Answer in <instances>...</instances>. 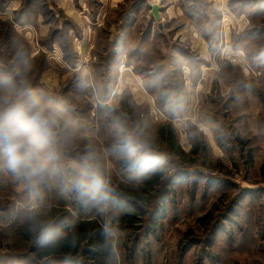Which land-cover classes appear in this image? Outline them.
<instances>
[{"label":"rangeland","instance_id":"rangeland-1","mask_svg":"<svg viewBox=\"0 0 264 264\" xmlns=\"http://www.w3.org/2000/svg\"><path fill=\"white\" fill-rule=\"evenodd\" d=\"M30 1L22 0L8 13L11 0L0 1L5 7L0 9V71L30 66L34 86L66 108L84 134L83 144L98 149L116 187L135 189L155 174L132 179L105 150L114 127L150 136L168 159L152 206L125 195L117 221L129 211L133 226L116 222L115 247L107 238L111 254L99 259L107 264H264V0H75V13L54 0ZM154 5L161 20L152 15ZM81 9L93 31L87 56L76 47L83 36ZM189 25L208 44L210 56L193 50L182 36V27ZM227 52L236 54L233 61ZM131 53L134 61L128 65ZM174 76L186 102L176 116L171 105L162 109L165 94L176 92ZM166 125L174 127L184 158L159 142ZM80 156L76 149L70 159L79 162ZM31 204L47 213L53 207L69 209L67 225L104 222L62 185L35 191L0 167V264H17V254L28 255L34 264H64L38 260L42 248L24 221ZM88 251L83 247L70 262L101 264Z\"/></svg>","mask_w":264,"mask_h":264},{"label":"clouds","instance_id":"clouds-1","mask_svg":"<svg viewBox=\"0 0 264 264\" xmlns=\"http://www.w3.org/2000/svg\"><path fill=\"white\" fill-rule=\"evenodd\" d=\"M29 72L28 65L0 71V167L35 191L62 185L64 192L104 218L103 231L115 247L116 222L126 200L98 149L91 142L83 144L84 134L66 108L45 98ZM76 149L81 152L79 162L70 159ZM105 150L132 179L168 169V159L153 138L136 129L114 127ZM24 221L43 249L78 243L77 233L65 231V220L52 218L38 204L25 207Z\"/></svg>","mask_w":264,"mask_h":264},{"label":"trees","instance_id":"trees-1","mask_svg":"<svg viewBox=\"0 0 264 264\" xmlns=\"http://www.w3.org/2000/svg\"><path fill=\"white\" fill-rule=\"evenodd\" d=\"M36 1L37 0H31L30 2H33L32 4H34V3L36 4ZM5 2H7V0H3V3H5ZM4 8L5 7L3 4L0 9L3 10ZM261 10L262 9L258 8L259 12H261ZM21 17H18L17 21H21L23 19L25 20V18H21ZM150 35H151V32H150ZM150 35H148L147 38H149ZM250 41L252 42L253 40L251 39ZM69 42L72 43L71 40H69ZM136 50H138V49H136ZM65 51H66V54L68 55V50H66V48H65ZM71 53L74 54V57L76 56L74 46L72 47ZM263 54H264V51H263ZM259 55H261V53ZM161 57L163 58V56H161ZM75 59H76V61L78 60V58H74V60ZM130 61H132L131 64L134 61V54L133 53L129 54L128 61H127L128 65L130 64ZM197 63L200 64L203 62L197 61ZM198 68H199V65H198ZM170 71H171V69L169 70V72ZM139 73H140V70H139ZM144 74H145V72H144ZM158 74H159V71H158V73L154 79L157 78ZM142 76L146 78V76H144L143 74H142ZM173 81H174V90L176 92L172 91V94H170V96H169V94H165V96L163 98V102L165 104L164 105L162 104V106H163L162 109L166 110L167 105L169 104V105H171V108H172L170 113L172 115L176 116L182 110H184L183 108H185L186 102H185L184 96H181L179 94L180 88L182 87L180 85V81H178V79L175 78V76L173 77ZM154 83L155 84H154V86H152V88L154 91L157 92L158 85H157L156 81H154ZM109 92H110V90H109ZM176 96H178V97H176ZM123 106H124L123 107L124 110L128 114H130V115L133 114L131 105L129 103L124 102ZM175 137L176 136H175V132H174V127L172 125H166V127H162L159 131V142L161 144H163L165 146V148L171 149V151L174 154H178L179 157L184 158L186 156V153L181 150V148L178 145V142H177ZM202 140H203L202 136H199V135L196 136V141L194 144L197 148H199L200 144L202 143ZM205 144L206 143L204 141V145ZM192 153L196 154V149L193 150ZM163 176H164L163 173H157L150 178L143 179L144 181L142 180V182H143L142 185L138 188H135V189L127 188L124 185L118 186L117 189L119 192L122 193V195L126 201L128 200L127 197H129V198L133 197L132 199L137 200V202L139 201V202L145 204L146 206H152V203L154 202L153 192L155 191L156 187L160 186ZM125 205H126V203H125ZM135 205L137 206V203L133 202V207H135ZM48 214L52 218L64 220L66 217H68L69 209H66V208L59 209L58 207H53L52 209L49 210ZM133 217H134L133 214H131L129 211L128 212L126 211V213H124V216H122L123 219H121L117 222L121 223V226H124V228L126 226V227H128L127 229H131V227L133 226V223L135 221V219ZM69 230L74 231L75 233L78 234L79 240H78V243L76 244L75 247H72L71 245H68V244H64V245H62V246H60L54 250L42 248L37 253L38 260L57 259L58 261L60 260V262H64V264H75V263H72L70 261L73 258H75L76 256H78L82 252V248L84 247V249H86V252L91 248L94 249V250L88 251L89 253H91V254H88V256L90 258H93V259L97 258V260H99V263L107 264V263H105V261L103 259H99V257L100 258H103L104 256L108 257L111 254V252H110L111 246H110V243L108 242V240L105 236L102 224L98 221V219H84V220L78 221L76 224H73V225L69 224V225H67L65 231H69ZM32 236H33V239H35L34 235H32ZM29 239H31V236L29 237ZM127 246L128 245H126L124 247H127ZM15 259H16V262H18L17 264H31V262H33V261H31V258L28 257V255H26V254L25 255L24 254H17ZM33 264H34V262H33Z\"/></svg>","mask_w":264,"mask_h":264},{"label":"crops","instance_id":"crops-1","mask_svg":"<svg viewBox=\"0 0 264 264\" xmlns=\"http://www.w3.org/2000/svg\"><path fill=\"white\" fill-rule=\"evenodd\" d=\"M54 1L58 5L59 4L64 5V7H65L66 10H69V11L75 13V8L76 7L74 8V6H77L75 0H54ZM78 2L82 3L81 0H79ZM21 4H22V0H11V2L9 3V7L7 8L8 10H7L6 13L12 12V11L16 10ZM80 13L84 14V12H83L82 9L80 10ZM82 14H80V16H81L82 22L84 23V24L81 23L82 24V27H83V29H82L83 30V36L79 40V44L76 47H78L77 50L80 53H83V54H85L87 56L91 52V50H92V45H93V31H92L91 26L88 23L89 22L88 21V17L85 16V14L84 15H82ZM194 29L195 28L193 26H191V25H189L187 27L186 26L182 27V30H183V31L181 30L182 33H183L182 36H184L185 39H187L191 43H193L191 45V47H192L193 50L198 51V52L204 54L205 56H210L208 44L205 42V40L202 37H200L198 35V33L196 32V30H194ZM228 32H230V30H227V33L226 34H228ZM129 34H128V36H129ZM182 40H183V38H182ZM194 43L195 44H198V47L197 46L195 47L194 46ZM227 54L229 56L228 58H230L229 60L233 61L232 60V57H233V55L236 56V54L229 53V52H227ZM121 67L124 68L126 66L123 63Z\"/></svg>","mask_w":264,"mask_h":264},{"label":"water","instance_id":"water-1","mask_svg":"<svg viewBox=\"0 0 264 264\" xmlns=\"http://www.w3.org/2000/svg\"><path fill=\"white\" fill-rule=\"evenodd\" d=\"M159 5H154L152 8V15L155 16L158 20H161V15L159 14Z\"/></svg>","mask_w":264,"mask_h":264}]
</instances>
